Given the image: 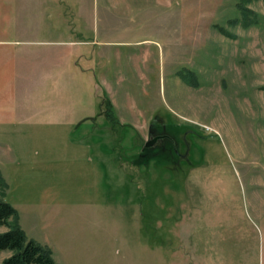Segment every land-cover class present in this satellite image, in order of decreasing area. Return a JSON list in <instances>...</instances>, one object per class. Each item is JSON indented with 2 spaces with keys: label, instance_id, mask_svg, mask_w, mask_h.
<instances>
[{
  "label": "rangeland",
  "instance_id": "obj_1",
  "mask_svg": "<svg viewBox=\"0 0 264 264\" xmlns=\"http://www.w3.org/2000/svg\"><path fill=\"white\" fill-rule=\"evenodd\" d=\"M2 113L0 198L59 264H264V0H0Z\"/></svg>",
  "mask_w": 264,
  "mask_h": 264
},
{
  "label": "trees",
  "instance_id": "obj_2",
  "mask_svg": "<svg viewBox=\"0 0 264 264\" xmlns=\"http://www.w3.org/2000/svg\"><path fill=\"white\" fill-rule=\"evenodd\" d=\"M242 10L246 8L242 7ZM243 12L248 16L249 22H254L249 13ZM108 102L110 104V101ZM0 185H6L2 177H0ZM0 226L6 227L0 232V254L6 250L11 251V254L0 264H59L50 246L28 236L20 223L18 209L2 198H0Z\"/></svg>",
  "mask_w": 264,
  "mask_h": 264
},
{
  "label": "crops",
  "instance_id": "obj_3",
  "mask_svg": "<svg viewBox=\"0 0 264 264\" xmlns=\"http://www.w3.org/2000/svg\"><path fill=\"white\" fill-rule=\"evenodd\" d=\"M98 55V50H86V52H83L79 55V58H82V61L80 63L81 69L83 71L91 72L92 74L94 72V69L96 68V57ZM96 77V74H95ZM95 88L98 89V81L95 80ZM20 118L16 117L14 114L5 115L4 113L0 114V126H6L9 124H12L13 120L15 122H22L23 118L21 115H19ZM23 123V122H22ZM67 147H72V150L75 148L74 152V163L77 164L76 168L74 169V172L77 174H80L86 178H89V176L92 174L93 176L99 175L101 172L100 166H97L93 163L92 154L94 153V148L100 147V143H65ZM56 155L66 156L67 152H58ZM91 162V166H86L87 162ZM90 186V182L87 183ZM95 195H100V193L96 192ZM19 211V210H18ZM20 213V212H19ZM21 217V215H20ZM21 221V219H20ZM22 225V223H21ZM26 231V230H25Z\"/></svg>",
  "mask_w": 264,
  "mask_h": 264
},
{
  "label": "flooded vegetation",
  "instance_id": "obj_4",
  "mask_svg": "<svg viewBox=\"0 0 264 264\" xmlns=\"http://www.w3.org/2000/svg\"><path fill=\"white\" fill-rule=\"evenodd\" d=\"M153 127V126H152ZM154 128V127H153ZM152 131V130H151ZM192 133L194 131L190 130ZM188 133L189 130H188ZM170 142V143H165V142ZM174 142V138H173V134L166 129V131H163V130H153L152 131V134H151V137L148 139V141L146 143H149L150 144V147L152 146L153 147V144L154 146H158V145H161V146H165L164 144H167L168 146ZM184 145V149L183 151H181L180 149H176V151L179 153L178 156H183V157H189L190 153H191V150H192V147L190 146H185V144L183 143ZM182 145V146H183ZM173 147V146H172ZM175 151V153H176ZM185 152V154H184Z\"/></svg>",
  "mask_w": 264,
  "mask_h": 264
},
{
  "label": "water",
  "instance_id": "obj_5",
  "mask_svg": "<svg viewBox=\"0 0 264 264\" xmlns=\"http://www.w3.org/2000/svg\"><path fill=\"white\" fill-rule=\"evenodd\" d=\"M148 145H150V144H148Z\"/></svg>",
  "mask_w": 264,
  "mask_h": 264
}]
</instances>
